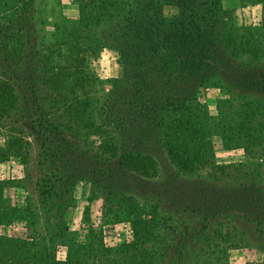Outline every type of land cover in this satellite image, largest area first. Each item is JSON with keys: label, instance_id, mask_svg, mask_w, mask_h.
I'll list each match as a JSON object with an SVG mask.
<instances>
[{"label": "rangeland", "instance_id": "1", "mask_svg": "<svg viewBox=\"0 0 264 264\" xmlns=\"http://www.w3.org/2000/svg\"><path fill=\"white\" fill-rule=\"evenodd\" d=\"M235 29L264 32V0H0V148L20 143L0 151V239L61 264H264V52L233 55ZM178 121L212 128L206 166L170 159Z\"/></svg>", "mask_w": 264, "mask_h": 264}, {"label": "trees", "instance_id": "2", "mask_svg": "<svg viewBox=\"0 0 264 264\" xmlns=\"http://www.w3.org/2000/svg\"><path fill=\"white\" fill-rule=\"evenodd\" d=\"M82 11L80 14L82 15ZM83 20H79V24L81 25ZM66 31L64 32V36ZM230 37L228 38V43L231 48V53L235 56L242 54L241 52L244 50H251L254 53L264 52V46H261V43L264 41V32L260 29H235L228 33ZM67 46L68 44H63ZM249 52V51H247ZM51 61V62H49ZM52 58L47 60L46 66L43 68L46 74V78L49 81L53 82L57 78L63 77V72L60 71V66L52 65ZM59 84V83H58ZM55 90L61 89V86L65 87V85H51ZM68 102V99H67ZM16 103V96L13 92V89L9 83L6 81H0V110L4 113H0L1 118H5L7 115H10L13 111V108ZM3 116V117H2ZM199 116V115H198ZM241 120L242 117H240ZM236 119L235 116L230 118V121L233 122V125L237 126H245V123L232 121ZM182 123V124H181ZM189 121H178L172 127H168L167 132L164 133V138L166 139V149L168 151L170 159L184 171H193L197 169V167L206 166L212 161V156L208 154L209 142H205L206 140H210V137H207V134H210V131L205 129H212L210 126H195L194 128H187L186 124ZM232 125V126H233ZM205 131H209L206 133ZM210 136V135H209ZM5 149L0 151L3 152L5 156H8L15 148L18 149L20 143L12 142L11 139L7 141L5 144ZM210 149V148H209ZM121 164L129 169L138 171L144 175H152V173L156 172V167L153 163V160L149 157L143 156L141 153H126L120 158ZM8 249V251H13L8 254H1L0 256L3 259H6L5 263L7 264H61L56 261V257L54 253L46 252L43 254L31 252L34 249V246L26 241H22L20 239H0V248ZM134 248V247H133ZM103 251V248H102ZM72 259L69 257L68 263L72 264ZM145 262L138 261L137 258L130 257L129 262H124L123 264H144ZM148 263V261H147ZM151 264V263H148Z\"/></svg>", "mask_w": 264, "mask_h": 264}]
</instances>
